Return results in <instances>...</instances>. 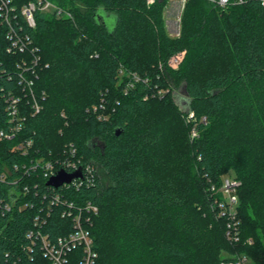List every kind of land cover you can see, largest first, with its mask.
<instances>
[{
  "label": "trees",
  "instance_id": "obj_1",
  "mask_svg": "<svg viewBox=\"0 0 264 264\" xmlns=\"http://www.w3.org/2000/svg\"><path fill=\"white\" fill-rule=\"evenodd\" d=\"M1 1L0 130L14 126L9 95L20 98L23 120L14 137L0 141V264H52L30 234L39 230L54 242L73 232V216L65 214L70 202L75 212L87 204L98 208L85 212L94 264H219L239 255L264 264L261 3L231 0L221 8L187 0L180 36L172 38L163 23L170 0L153 6L50 0L72 10L76 22L37 12L34 28L21 9L36 0H9L12 25L28 47L21 53L7 37ZM181 52L179 67L168 66ZM32 58L39 59L35 67L28 63L32 88L38 100L44 97L38 114L17 68ZM182 83L196 121L188 122L189 112L175 102L174 88ZM29 142L27 154L18 150ZM71 145L82 165L93 168L92 182L79 189L49 186L33 166H57ZM225 177L242 183L238 244L228 241L210 191ZM82 253V247L72 250L69 264H79Z\"/></svg>",
  "mask_w": 264,
  "mask_h": 264
},
{
  "label": "built area",
  "instance_id": "obj_2",
  "mask_svg": "<svg viewBox=\"0 0 264 264\" xmlns=\"http://www.w3.org/2000/svg\"><path fill=\"white\" fill-rule=\"evenodd\" d=\"M149 6H153L158 0H146ZM187 0H182V3L185 5ZM212 3L220 6L221 8H225L230 5L231 0H209ZM261 3L264 7V0H256ZM2 8L5 10L3 12L2 20L8 26V34L7 37L10 41H12V49L15 51H19L21 53L27 52V45L23 41V37L17 33L15 28L12 25V17L10 14V1L2 0ZM237 4H242L244 0H235ZM53 11L55 14L62 15V10L56 7L50 0H36L29 2L24 5L21 9L22 15L25 17L26 22L32 28L36 26V13L37 12H49ZM28 39L27 37H25ZM34 51V50H33ZM184 58L183 52L178 53L172 56L168 61V66L171 68H178L180 63ZM28 63H31L33 67L37 66L39 63L38 58H32L31 62L23 61L22 64H18L17 68L20 72V84L25 86L26 94L30 97L31 107L34 114H38L42 110V100H38L36 98V94L32 88L33 86V76L35 71L32 67L29 66ZM28 73H31L28 76ZM30 77V78H29ZM134 78L139 81L140 78L134 75ZM20 98H15L14 96L9 95L7 98V112L10 118V122L14 125L10 132L0 130V141L6 138H12L14 135L20 131L22 128V124L20 121L23 118H20V110L18 107ZM188 122L196 121V117L194 113L189 112L188 114ZM202 123H206V118L201 120ZM198 136V130L196 126L191 131L192 140ZM31 145V142L27 143V145H20L18 150H21L23 154H27L28 147ZM69 158L64 159L57 166L52 162H47L45 164H41L40 162L37 165L33 166L34 169L40 168L45 178L50 179L55 176L58 171L64 170L65 172L72 174L81 170L82 177L73 179L70 183H65L62 185L67 188H76L79 189L83 185H89L92 182V174L93 168L91 166H84L80 159H77V149L71 145L69 147ZM242 183L240 180L233 177H225L222 180L220 186L212 185L210 187V191L214 198V206L218 210L219 216L226 219V237L228 241L233 244H238L241 242V221L239 219L238 207H239V195L238 191L241 187ZM19 194V193H18ZM17 194V195H18ZM57 201H59L60 196L56 197ZM74 203H68L67 214L68 216H73V226L74 231L69 235L64 237H59L56 241H50L46 236L41 234L39 230L36 232H32L30 237L33 238V234L37 235V238H40L42 242V248L45 255L49 258L52 264H69V253L76 249L82 247L83 255L79 264H94L97 258V252L94 250V240L91 236L90 231L87 228V224L91 222V218L85 214L88 213H97L98 208L92 204H87L84 207H78L75 212ZM39 221V219H37ZM251 243V240L248 241ZM219 264H251L249 257L246 255H239L233 258L232 261H221Z\"/></svg>",
  "mask_w": 264,
  "mask_h": 264
},
{
  "label": "rangeland",
  "instance_id": "obj_3",
  "mask_svg": "<svg viewBox=\"0 0 264 264\" xmlns=\"http://www.w3.org/2000/svg\"><path fill=\"white\" fill-rule=\"evenodd\" d=\"M54 5L62 10V15L55 14L58 20L61 18H70L73 22H76V17L72 10L69 8L59 7L56 4ZM184 6L185 5L182 3V0H170L163 10L164 27L167 34L172 38L180 36L181 18ZM79 10L82 11V6L79 8ZM183 54L185 53L183 52ZM174 99L179 108L184 113L190 111V99L185 92L183 83L180 85V87L174 88Z\"/></svg>",
  "mask_w": 264,
  "mask_h": 264
},
{
  "label": "water",
  "instance_id": "obj_4",
  "mask_svg": "<svg viewBox=\"0 0 264 264\" xmlns=\"http://www.w3.org/2000/svg\"><path fill=\"white\" fill-rule=\"evenodd\" d=\"M82 177V172L81 170H78L75 173L69 174L65 172L64 170H60L57 172V174L53 177H51L48 181V185L59 188L65 183H70L73 179L81 178Z\"/></svg>",
  "mask_w": 264,
  "mask_h": 264
}]
</instances>
